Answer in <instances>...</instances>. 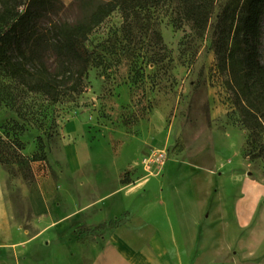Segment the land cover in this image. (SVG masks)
<instances>
[{"label":"rangeland","instance_id":"1","mask_svg":"<svg viewBox=\"0 0 264 264\" xmlns=\"http://www.w3.org/2000/svg\"><path fill=\"white\" fill-rule=\"evenodd\" d=\"M59 1L64 9L53 19L65 25L84 22L98 3L84 0L78 16L72 5L75 0ZM225 3L217 2L203 37L195 40L189 25L174 27L164 8L140 13L138 22L129 25L116 9L92 30L87 41L77 45L90 59L84 92H65L58 103L25 91L0 71V136L4 138L8 131L10 137L16 134L12 123L22 125L23 155L29 159L45 156V162L31 164L37 176L32 184L22 178L19 165L0 166V186L13 226L22 227L28 236L35 234L30 188L44 178L65 182L70 170L65 159L69 146L81 158V168L89 156L99 161L105 157L110 164L108 178L121 184H142L143 198L150 190L159 198L167 194L173 204L178 192L195 197L198 209L207 206L211 212L204 221L222 238L216 241L217 249L235 245L263 257L264 166L259 159L246 156L248 132L238 122L233 95L217 69L211 45ZM262 29L264 65V23ZM154 31L163 48L154 46ZM156 59L161 61L153 64ZM56 62L52 56L47 70ZM54 77L60 81L69 76L59 69ZM12 98L24 120L11 106ZM63 129L66 137L60 144ZM137 214L121 215L118 227ZM227 223L230 235L225 231ZM145 227L144 221L136 231L120 234L131 237L135 251L161 264L147 248L150 235ZM100 233L79 228L71 238L77 243L97 241ZM177 235L184 236L179 228ZM118 264L125 263L118 259Z\"/></svg>","mask_w":264,"mask_h":264},{"label":"trees","instance_id":"2","mask_svg":"<svg viewBox=\"0 0 264 264\" xmlns=\"http://www.w3.org/2000/svg\"><path fill=\"white\" fill-rule=\"evenodd\" d=\"M92 0H89L90 2ZM98 2L82 23L65 25L53 18L64 7L59 0H0V71L18 87L29 93L41 94L47 101L58 103L65 92L81 94L90 65L89 53H80L77 45L87 41L92 30L116 9L124 23L138 22L140 13L164 8L172 25H189L192 40L201 39L210 15L219 0H93ZM84 0L72 5L81 15ZM213 28L211 45L225 86L233 95L238 122L248 136L245 152L250 159H259L264 166V65L261 58V35L264 23V0H226ZM154 46L161 38L154 31ZM163 48V47H160ZM57 61L50 71L48 60ZM161 59H156L153 64ZM65 69L69 77L56 81L54 74ZM17 116L23 119L16 98L10 100ZM24 120V119H23ZM16 134L0 136V166L21 167L22 178L32 184L35 176L31 164L45 162V156L29 159L23 155L20 136L24 127L12 123ZM38 142L40 139L38 138ZM125 184V183H122ZM112 224L100 225L103 231Z\"/></svg>","mask_w":264,"mask_h":264},{"label":"crops","instance_id":"3","mask_svg":"<svg viewBox=\"0 0 264 264\" xmlns=\"http://www.w3.org/2000/svg\"><path fill=\"white\" fill-rule=\"evenodd\" d=\"M63 136L64 129L60 144ZM65 156L70 166L65 182L44 178L30 188L36 227L32 236L10 223L0 186V264H118V259L125 264H155L154 259L134 250L131 237L120 234L136 231L144 221L143 230L150 235L147 248L161 264H264V254L257 258L249 249L235 245L217 249L216 241L222 238L205 226L211 212L207 206L198 209L195 197L178 192L173 204L167 194L159 198L150 190L143 198L142 184L123 185L108 178L110 164L105 157L99 161L89 156L81 168L74 148L67 146ZM127 197L131 198L125 201ZM133 211L137 216L118 227V218ZM111 222L117 225L100 231L97 241L77 243L71 238L79 228L95 230ZM227 227L228 223L225 231L230 235ZM177 228L184 236L178 237ZM135 240L139 242V238Z\"/></svg>","mask_w":264,"mask_h":264},{"label":"built area","instance_id":"4","mask_svg":"<svg viewBox=\"0 0 264 264\" xmlns=\"http://www.w3.org/2000/svg\"><path fill=\"white\" fill-rule=\"evenodd\" d=\"M163 155L161 154L160 157H162Z\"/></svg>","mask_w":264,"mask_h":264}]
</instances>
